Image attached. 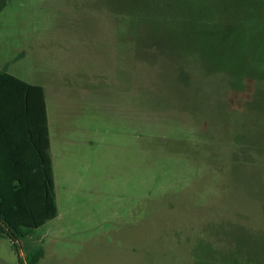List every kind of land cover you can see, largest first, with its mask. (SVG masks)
<instances>
[{
  "label": "rangeland",
  "instance_id": "1",
  "mask_svg": "<svg viewBox=\"0 0 264 264\" xmlns=\"http://www.w3.org/2000/svg\"><path fill=\"white\" fill-rule=\"evenodd\" d=\"M0 69L71 141L0 264H264V0H4Z\"/></svg>",
  "mask_w": 264,
  "mask_h": 264
},
{
  "label": "trees",
  "instance_id": "2",
  "mask_svg": "<svg viewBox=\"0 0 264 264\" xmlns=\"http://www.w3.org/2000/svg\"><path fill=\"white\" fill-rule=\"evenodd\" d=\"M3 6L4 0H1L0 8ZM245 13L247 19L252 18L251 13L248 11ZM0 90H13L14 98L24 94L26 111L32 102L34 124L41 129L43 139L38 149L40 167L36 175L31 176L28 171L23 173L13 166L0 169V237L8 238L16 247V242L55 219L58 212L52 163L48 157V129L43 89L29 85L0 69ZM42 255V250L30 255L29 264H35Z\"/></svg>",
  "mask_w": 264,
  "mask_h": 264
},
{
  "label": "crops",
  "instance_id": "3",
  "mask_svg": "<svg viewBox=\"0 0 264 264\" xmlns=\"http://www.w3.org/2000/svg\"><path fill=\"white\" fill-rule=\"evenodd\" d=\"M18 79L21 80L20 78ZM25 83L42 87L44 92L48 129V157L51 159L52 163L55 187L54 146L58 145L59 149L61 145H68L71 141L69 136L66 135V132L63 133V130L62 132H56L54 137H52L49 98L51 95L57 98H62V96L59 94V91L56 92V90L49 89L48 85L45 83L41 85L28 82ZM29 107L30 108L27 109L28 111H26L24 94L14 98L13 90H0V169L13 166V168L23 173L28 171V174L34 176L40 167L38 149L43 139L40 133L41 129L34 124L35 114L33 112L32 102ZM57 116L59 118L58 124L60 125L62 122L61 115L58 114ZM37 123L39 125V122ZM63 128L64 127H62V129ZM58 154H64V150L61 149V153Z\"/></svg>",
  "mask_w": 264,
  "mask_h": 264
}]
</instances>
